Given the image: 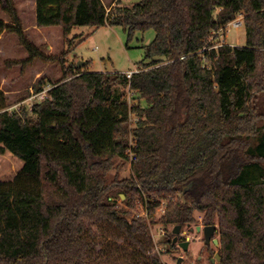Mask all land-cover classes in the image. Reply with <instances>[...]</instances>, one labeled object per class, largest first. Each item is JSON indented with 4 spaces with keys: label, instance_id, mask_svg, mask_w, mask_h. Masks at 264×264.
<instances>
[{
    "label": "trees",
    "instance_id": "trees-1",
    "mask_svg": "<svg viewBox=\"0 0 264 264\" xmlns=\"http://www.w3.org/2000/svg\"><path fill=\"white\" fill-rule=\"evenodd\" d=\"M0 11V42L14 36L28 54L6 67L59 72L31 110L5 111L12 103L0 88V153L23 161L13 181L0 180V264H163L146 221L127 220L113 201L118 187L129 202L147 198L150 211L181 194L162 222L183 228L202 213L206 226L219 224L218 264H264V0H130L113 14L102 0H32L29 9L0 0ZM239 15L246 46H216ZM87 26L156 37L131 78L88 72L69 63L70 35ZM48 40L59 44L49 51ZM39 81L31 94L45 89ZM130 153L133 176L110 183L115 159Z\"/></svg>",
    "mask_w": 264,
    "mask_h": 264
},
{
    "label": "rangeland",
    "instance_id": "rangeland-1",
    "mask_svg": "<svg viewBox=\"0 0 264 264\" xmlns=\"http://www.w3.org/2000/svg\"><path fill=\"white\" fill-rule=\"evenodd\" d=\"M106 9L113 14L116 7L128 6L130 0H102ZM23 8L29 9L32 5V0H20ZM0 11V15H1ZM243 19V15H239L236 19ZM243 23V21H242ZM76 37V38H75ZM156 32L152 29L146 31H135L130 33L129 30L121 26H105L104 28L93 27H78L74 29L70 38L74 39L72 52L70 53L69 63H85L86 65L79 69H85L88 72L96 73H120L124 74L129 71H140L139 64L145 57V46L151 44L155 39ZM14 36L5 35L0 42V88L5 90L8 99L12 103L14 111L19 110L22 106L28 107L31 110V106L27 103L28 98L32 95L29 88L36 86L40 79L47 81L45 88H51L52 77L58 76V69L56 66L47 67L42 63L36 64L34 67L21 70L20 67L8 69L4 63L6 60H18L21 57L27 58L28 54L22 50V48L16 42ZM52 47L55 49L59 44L55 40H48ZM216 42V46L220 45H233L245 47L246 41V27L245 23L239 28L230 26L229 29L218 33V37L213 40ZM208 65V64H207ZM40 77V78H36ZM120 92L129 101L131 106H135L136 102L132 100V92L128 88L120 87ZM260 110L264 113V94L259 97L258 101ZM137 114L131 115L130 129L136 127ZM260 126L264 129V117L260 121ZM132 142V139L130 140ZM131 154V159L124 162L117 158L114 161V168L108 174V180L112 183L114 180L118 182L131 178L134 174L133 167L131 165L134 153ZM23 166V161L19 160L13 154L0 153V180L1 181H13ZM113 201L117 203L118 208L123 211L129 221L133 219H141L146 221L149 226L150 235L154 240L151 251L160 257L163 264H218L216 259L217 253H219L220 246H215L211 243L206 245L205 236L202 231H198V227L204 228V218L202 213H196V223L187 225L181 229L179 236V242L174 243L176 236L173 234L174 229L179 226L172 223L162 222L163 217L166 215L167 210L173 202H185L182 199L181 194L177 197L166 196L162 197L161 205L155 209L149 210L148 199L142 201L138 196L129 202V198L121 192L120 187L112 194ZM132 203V205H131ZM217 225V232L215 238L220 242V229ZM107 237L110 238L112 246L118 248L122 246V241L117 236L110 234L111 230H106ZM119 240H116V238ZM183 237V239H182ZM189 242L187 250L179 247V243ZM123 247V246H122ZM131 248L125 247L122 251V255L129 261L131 258ZM220 254V253H219ZM215 260V263H213Z\"/></svg>",
    "mask_w": 264,
    "mask_h": 264
},
{
    "label": "water",
    "instance_id": "water-1",
    "mask_svg": "<svg viewBox=\"0 0 264 264\" xmlns=\"http://www.w3.org/2000/svg\"><path fill=\"white\" fill-rule=\"evenodd\" d=\"M139 2H140V0H131V4H135V3H139ZM85 65H86L85 63H79L78 67L82 68ZM181 229H182V226H177L174 229L173 234L176 236V238L174 239L175 244L179 242V236L181 234ZM198 231L203 232V235L205 236L206 245H210L211 243H213L215 246H220L219 240L217 238H215V236H216L215 234L217 232V225L204 226V228L199 226ZM188 246H189V242L179 243V247L180 248L182 247L184 250H187ZM216 259H218V263L221 262V256L219 253H217ZM213 263H215V260H213Z\"/></svg>",
    "mask_w": 264,
    "mask_h": 264
},
{
    "label": "built area",
    "instance_id": "built-area-1",
    "mask_svg": "<svg viewBox=\"0 0 264 264\" xmlns=\"http://www.w3.org/2000/svg\"><path fill=\"white\" fill-rule=\"evenodd\" d=\"M108 13H110V12L108 11ZM242 21H243V19H242V20L239 19V18H238V19H235L234 21H232V22L228 25L227 29H229L230 26H233V27H235V28H239V27H241V26L243 25ZM227 29H225V30H227ZM225 30H221V31H225ZM221 31H220V32H221ZM218 33H219V32H218ZM218 33H216V34H218ZM183 58H184V57H182V59H183ZM138 72H139V71H130V72H127L126 74H127V77H128V78H131L132 75H133L134 73H138ZM50 89H51V88H45L43 91H41V92H39V93L32 94V95L28 98V101H27V103H29V106L33 107L36 103H39V102H42V101L46 100L47 97H48V92H49ZM22 107H25V106H22ZM22 107H21V108H22ZM21 108H19V110H20ZM14 110H15L14 107H9V108L5 109V111H7V112H9V113L19 112V110H17V111H14ZM137 120H138V117H137Z\"/></svg>",
    "mask_w": 264,
    "mask_h": 264
},
{
    "label": "flooded vegetation",
    "instance_id": "flooded-vegetation-1",
    "mask_svg": "<svg viewBox=\"0 0 264 264\" xmlns=\"http://www.w3.org/2000/svg\"><path fill=\"white\" fill-rule=\"evenodd\" d=\"M204 236V235H203ZM182 239H183V237H182ZM209 246V245H208Z\"/></svg>",
    "mask_w": 264,
    "mask_h": 264
},
{
    "label": "crops",
    "instance_id": "crops-1",
    "mask_svg": "<svg viewBox=\"0 0 264 264\" xmlns=\"http://www.w3.org/2000/svg\"><path fill=\"white\" fill-rule=\"evenodd\" d=\"M130 72V71H129ZM127 73V72H126Z\"/></svg>",
    "mask_w": 264,
    "mask_h": 264
}]
</instances>
